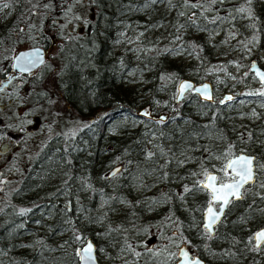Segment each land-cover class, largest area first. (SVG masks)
<instances>
[{
  "label": "trees",
  "instance_id": "1",
  "mask_svg": "<svg viewBox=\"0 0 264 264\" xmlns=\"http://www.w3.org/2000/svg\"><path fill=\"white\" fill-rule=\"evenodd\" d=\"M245 1L212 5L204 16L225 18L212 24L200 15L201 9H186L182 0H172L175 15L186 13L179 17L180 23L186 24L187 17L197 13L199 28H184L187 46L201 54L208 52V42L201 37L193 40L189 33L204 28L228 32V25L238 23V18L231 19L237 17L235 9ZM0 2L10 4L0 11V77L9 71L15 47L56 48L45 59L47 67L18 73L0 92V143L5 145L0 149V264H76L78 244L73 235L77 232L90 237L97 249H106L108 264H125L134 258L131 264H172L174 257H168L173 250L168 245L175 242L190 246L206 264H264V250H253L248 242L252 231L264 225V189L258 183L247 185L251 191L227 206V218L216 225L211 239L200 226L207 193L183 192L197 179L192 176L195 166L210 169L212 159L229 144L234 145L233 152L243 148L263 159L264 96L248 95L262 89L246 65L236 76L231 101L221 104L188 93L170 109L173 113L166 120H150L135 115L125 95L117 92L115 83L133 67L109 45L114 24L127 16L134 18L136 11L146 8L147 0ZM253 3V15L261 18L264 0L257 6ZM248 23L253 21L238 24V33L248 37L238 36L232 45L242 46L250 33L261 30L257 25L245 33L242 25ZM147 40L143 37L138 43L145 49L142 64H149L159 51ZM224 41L219 38L211 47ZM248 58L257 61L255 54ZM155 66L160 80L152 85L145 104L158 100L157 111L168 108L162 93L174 90L176 76L162 70L160 61ZM200 72L208 77L204 70ZM242 72L247 75L241 76ZM162 75L173 78L162 80ZM246 105L260 107V114L238 128L236 115L245 112ZM149 152L154 154L151 158ZM189 153L194 154L193 165L179 157ZM115 164H120L119 174L107 175ZM152 181H158L157 186L144 193ZM134 185L139 188L136 193L131 192ZM122 201L127 208L115 216ZM156 204L169 215L168 223L150 247L136 248L140 253L136 256L128 248L131 236L146 227L135 222ZM99 205L100 212H107L105 217L99 218ZM118 254L128 255L116 263Z\"/></svg>",
  "mask_w": 264,
  "mask_h": 264
},
{
  "label": "rangeland",
  "instance_id": "2",
  "mask_svg": "<svg viewBox=\"0 0 264 264\" xmlns=\"http://www.w3.org/2000/svg\"><path fill=\"white\" fill-rule=\"evenodd\" d=\"M260 3L261 0H257L253 4L257 6ZM252 11L254 10L252 9ZM135 14H133L134 18L127 16L125 19L119 20L114 24L115 30L113 32L112 38L109 41L112 52L117 54L122 60H127L133 67V71L125 74L124 78L121 79L120 82L115 83V87L117 88V92L119 94L123 93L125 95L134 111L139 110L140 108H144L146 110L145 101L150 96L152 85L160 80L157 78V74L159 72L155 66L156 62L158 61H160V64L162 65V70L173 72V74L176 76V81L182 77H188L195 81H200L202 79L209 80L213 86V98L222 96L224 93L235 92L237 87L234 85V81L236 76L240 73V71H242L243 65L247 66L249 62V54H255L258 63L264 67V7L259 11L261 18L255 19V21H257L255 23L256 26H261V30L253 32V35L249 32V35L252 37H249L247 41L251 40L253 36L256 37L255 44L249 45L252 48L250 53L244 49L243 45H232V41H234L238 36L240 39H243L242 37H248L244 34L238 33V24L245 23V21L250 19H242L237 16V25H228V32L226 31L224 33L221 30L215 29H199L196 32H190L189 37H191L193 40H195L197 37H201L208 42L207 49L210 50L201 54L200 52L188 47L186 42L183 40V32H185V29L179 28L180 24L182 23L179 21L180 16L175 15L174 13V4H171L170 6L166 0H163L161 3L153 4L152 7H146L144 9L138 10L135 12ZM242 27L245 29L246 33L248 28L247 25H242ZM177 29H179V32ZM231 31H235L236 36L235 38L229 39V33ZM141 33H143V36L140 35ZM176 35L181 36L179 41L174 40ZM143 37L149 38V40H147L149 43L151 42L150 40H152L153 43L158 45L159 48L158 53L154 56V59H150L149 64H142V58L145 56V49L143 47H139L138 43ZM219 38L227 40V43L221 42L217 47H211L212 42ZM130 39L132 42H129ZM25 46L28 45H19L15 47L14 51ZM178 48L181 49V51H175V49ZM166 49H172L173 51L169 52L166 51ZM55 51L56 48H53L49 55L54 54ZM233 61L237 63H230ZM237 64L241 66L238 67ZM219 66H224L225 70H218ZM37 69H35L33 73L38 71ZM201 70H204L206 73H208V77L204 74H201ZM232 77H235V79ZM173 97L174 90L168 92L164 90L162 93V98L165 100V102L172 101ZM159 103L160 102L158 100H154L152 104L150 103L151 106L147 104L148 109L155 111V109L158 108ZM158 110L159 112H163L161 109ZM259 114L260 107L246 105L245 112H239L236 115L235 122L238 124L239 128L243 121L255 120ZM4 148V142H1L0 149L3 150ZM179 157L182 158L181 160L186 158L190 165L194 164L193 153H189L187 157H184L182 154H180ZM263 159H260L261 162ZM212 160L213 162L210 169L214 170L212 168L213 165L219 168L221 161L217 160L215 157ZM199 170V166H195V172H198ZM220 175H222V173ZM263 176V171L258 173V178H262ZM157 184L158 181H152L148 190L144 191V193L154 189ZM138 191L139 188L138 186L135 187V185L131 189L132 193H136ZM126 208L127 205L124 204L123 201L120 202L118 204V212L116 211L117 213H115V216L122 215V211ZM100 209L101 206L99 205L96 208V211L100 212ZM161 209H163L162 206L156 204L154 208H148L140 216H138L135 225H144L146 228L145 230L139 231L136 234L133 233L131 236L130 241L132 240L131 244L133 247H135V252L141 247L144 249H146L148 246L150 247L155 235L161 231L164 224L168 223L169 215L164 214L165 212ZM100 213L101 214L99 215V218L105 217L107 214L106 211H101ZM226 218L224 217V219ZM132 230L136 231L135 228H132ZM177 244L178 243L175 242L168 245V248L173 250L169 252V254L173 252L175 253ZM187 247L191 253H194L190 246L187 245ZM136 248H138V250H136ZM164 248H162V250H164ZM99 249H103V252H98L96 254L99 259V263L108 264L109 256L106 254V249ZM127 255L128 254H118L114 257V260L116 263H122V261H125L127 258ZM209 258H213L212 253L209 254ZM174 259L171 261L172 264ZM132 261H136V258H134ZM132 261L128 260L127 264L133 263Z\"/></svg>",
  "mask_w": 264,
  "mask_h": 264
},
{
  "label": "snow or ice",
  "instance_id": "3",
  "mask_svg": "<svg viewBox=\"0 0 264 264\" xmlns=\"http://www.w3.org/2000/svg\"><path fill=\"white\" fill-rule=\"evenodd\" d=\"M163 0H147L146 7L148 4H157L161 3ZM224 0H182L183 6L186 9H201L200 15L204 16V13L212 10V5L216 3H223ZM169 5L171 6L172 0H168ZM252 0H246V4L235 9L237 16L239 18H247L253 21L247 25L249 28H255L256 24L255 16L253 15L251 8ZM207 5V6H206ZM10 7L9 3L0 2V11L4 9H8ZM48 7V5H45ZM179 16L183 17L186 15L184 11L178 13ZM197 13L195 11L192 12L190 16L187 17V23L180 24L179 28L183 29L187 26H193L199 28L196 21ZM205 20H208L209 23L216 24L219 20L221 23L225 18L216 17L211 20L207 16H204ZM237 17H231V19H236ZM201 30H207L206 28ZM20 31H24V29H20ZM179 32V29H177ZM143 36V33L140 34ZM236 32L231 31L229 33V39L235 38ZM181 39L180 35H176L174 40L179 41ZM256 41V37L247 42H241L243 44L244 49L247 52H251L252 48L249 45H254ZM129 42H132L131 39ZM227 43V40L224 41ZM195 47V46H193ZM166 51H173L172 49H166ZM175 51L179 52L181 49H175ZM230 63H237L235 61ZM39 65H45L44 59L41 57L39 49H35L33 51H24L19 52L15 56V63L13 67L18 70L19 73H32V70L37 68ZM238 67L241 65L237 64ZM47 67V65H45ZM224 71V66H219V69ZM250 71L255 72V78H258L262 89H264V71H261L257 68L256 63L253 62L250 67ZM246 76L247 73H244ZM173 77L171 76H161V79H169L171 80ZM235 79V77H232ZM3 87H0V92H3ZM196 92L200 96L203 97L205 101H212L213 95L209 91V85L207 83L203 84L200 87H193L190 82L181 81L177 87L176 98H183L186 92ZM248 95H260L264 96V90L254 93H248ZM233 99L232 96H227L224 100L219 101L221 104L225 102V100L231 101ZM145 115L148 113L145 112ZM251 137V133H249V138ZM234 145L229 144L227 149L216 156L217 160L221 161V165L217 168L215 165L212 166L213 170H210L206 165H203L198 172H193L192 176L197 177V179L193 182L192 186L184 187V194L195 193V192H205L208 195V200L206 207L201 209L204 212V221H203V230L204 235L211 239L213 235V231L218 222L221 221V216L225 213L227 206L232 204L235 200H240L244 198L250 191V188L245 187L246 185H256L261 189H264V180H259L258 173L264 171V162H261L260 159L256 156L249 155L246 153L245 149H239L238 152H233ZM153 153H148V158H151ZM183 163V161H181ZM120 169H116L111 173L112 177H115L119 174ZM222 173V175H220ZM107 178V177H106ZM259 181V182H258ZM2 183V182H0ZM181 199H184V195H181ZM261 199H264V196H261ZM107 203V201H105ZM23 211V210H22ZM73 242L77 243L79 246L75 248L74 255L79 261V264H98V257L94 254L96 252H103V249H97L95 245L88 240L86 237L81 234L74 233ZM249 244L252 245L253 250H264V229L255 232L251 237H249ZM177 248L180 249L179 256L182 257L180 264H199V261L193 259L189 261V254L185 251L179 244L176 245ZM128 248L133 251L134 255L140 256V253L135 252L131 245H128ZM151 251V250H150ZM177 253H170L169 259L176 257ZM127 264V261H125Z\"/></svg>",
  "mask_w": 264,
  "mask_h": 264
},
{
  "label": "water",
  "instance_id": "4",
  "mask_svg": "<svg viewBox=\"0 0 264 264\" xmlns=\"http://www.w3.org/2000/svg\"><path fill=\"white\" fill-rule=\"evenodd\" d=\"M35 49H39L40 54H41V57L44 59V61H45V59L47 58L48 54H49L50 51H51V47H50V46L43 48V47L38 46V45H28V46H25V47H21V48H19V49H16V50L12 53V55H11V57H10V60H9V67H10L9 71H8L3 77H0V87H5V86L8 84V82H10V81H11V80H12V79H13V78L19 73L18 70H16V69L13 67V64L15 63V56H16L19 52L33 51V50H35ZM253 62L256 63V66H257V68H258L259 70L264 71V67L260 66V65L258 64V62H257L255 59H250V60H249L248 65H247L248 70H250L251 64H252ZM39 66H40V65H39ZM39 66H38V67H39ZM38 67H37V68H38ZM37 68H35V69H37ZM35 69H33L32 72H33ZM250 72L252 73V75H253L254 78H255V72H254V71H250ZM27 74H30V73H27ZM255 79H256L258 82H260L258 78H255ZM181 81H187V82H190V83L193 85L194 88H195V87H200V86H202L203 84L207 83V84L209 85V91H210L211 94H212V87H211V83H210L209 80H207V79H202V80H200V81H194V80L191 79V78H188V77H182V78H180V79L177 81V84H176L175 100H178V99L176 98V93H177V87H178V84H179ZM192 93L196 94V95L198 96V98L204 100L203 97L200 96L198 93H196V92H194V91H192ZM229 95H230V93H224V94H223V97H224V96H229ZM145 108H146V110H145L144 108H140L139 110H136V111L134 112L135 115H141L142 117H144V118H149V119H151V118H152V119H162V118L164 117V112H159V113H157V114H151L150 111H149V109H148V105H145ZM145 112H147L148 114L145 115V114H144ZM237 152H238V151H237ZM246 153L249 154V155H253L252 153H249V152H246ZM253 156H254V155H253ZM119 167H120V164H115V165H113V166L107 171V175H111V173H112L114 170L119 169ZM213 171H214V170H213ZM208 198H209V197H208ZM206 204H207V203H205L204 208L206 207ZM222 217H223V215L221 216V219H222ZM200 220H201V221H200V226L203 228V221H204V212H203V211H202L201 214H200ZM262 229H264V225L255 228V229L253 230L251 236H252L255 232H257V231H259V230H262ZM86 238H87L88 240H90V241L94 244L93 240H92L90 237H86ZM94 245H95V244H94ZM179 245H180L185 251L188 252V254H189V261L195 259V260L199 261V264H205L204 259L201 258L199 255H197V254H195V253H191V252L189 251L187 245H185L184 243H180ZM78 246H79V245H78ZM78 246H77V247H78ZM179 251H180V249L176 247V251H175V253H177V256L175 257L174 264H180V261H181V259H182V257L179 256ZM94 254L96 255V253H94ZM75 258H76V257H75ZM76 264H79V261L77 260V258H76ZM98 264H100V263H99V260H98Z\"/></svg>",
  "mask_w": 264,
  "mask_h": 264
},
{
  "label": "flooded vegetation",
  "instance_id": "5",
  "mask_svg": "<svg viewBox=\"0 0 264 264\" xmlns=\"http://www.w3.org/2000/svg\"><path fill=\"white\" fill-rule=\"evenodd\" d=\"M251 59H253V58H251ZM250 60V59H249ZM258 62V61H257ZM259 64V63H258ZM248 65V64H247ZM260 65V64H259ZM260 66H262V65H260ZM263 67V66H262ZM247 69H248V67H247ZM246 71V70H245ZM244 71V72H245ZM248 71H250V70H248ZM244 72H242L240 75L242 76L243 74H244ZM252 74V73H251ZM239 75V76H240ZM253 76V75H252ZM254 77V76H253ZM179 80V79H178ZM177 80V81H178ZM177 81L175 82V85H174V97H173V100L172 101H167V102H165V107H168V108H163V112H164V117L162 118V120H166L169 116H170V114H172L173 113V111L172 110H170L171 108H174V106L175 105H177V104H179V103H181V101H182V99L186 96V94H188V93H191V94H194V93H192V92H186V94H185V96L183 97V98H180V99H178V100H175V92H176V84H177ZM195 81V80H194ZM255 81L257 82V84L260 86V88L262 89V85H261V83L260 82H258L256 79H255ZM211 83V82H210ZM211 87H212V95H213V86H212V83H211ZM262 90H264V89H262ZM228 93H230V95L229 96H232L233 98H234V96H235V92H228ZM197 98H198V96L196 95V94H194ZM225 97H227V96H224L223 97V95L222 96H219V97H217V98H213V100H219V101H221V100H224V98ZM198 99H200V98H198ZM200 100H202V99H200ZM212 100V101H213ZM226 102L228 101V100H225ZM154 108V107H153ZM150 111V113L151 114H157L159 111H156V109H155V111H152L151 109L149 110ZM139 116H141V115H139ZM142 117V116H141ZM147 119H149V118H147ZM150 120H152V118L150 119ZM153 120H156V119H153ZM119 169H120V167H119ZM210 170H212V169H210ZM247 186V185H246ZM245 186V187H246ZM207 200H208V198H207ZM236 201V200H235ZM206 203H207V201H206ZM223 219H224V214H223V217H222V219H221V221H223ZM220 221V222H221ZM220 222H218V223H220ZM216 227V226H215ZM203 229V228H202ZM214 230H215V228H214ZM253 232V231H252ZM213 233H214V231H213ZM252 234V233H251ZM154 240H155V238H154ZM177 247V246H176ZM175 251H176V248H175ZM174 261H175V259H174ZM205 261V260H204ZM173 264H174V262H173ZM205 264H206V262H205Z\"/></svg>",
  "mask_w": 264,
  "mask_h": 264
}]
</instances>
